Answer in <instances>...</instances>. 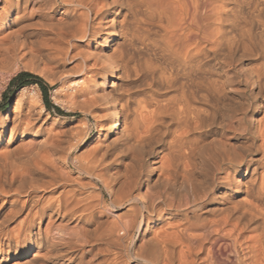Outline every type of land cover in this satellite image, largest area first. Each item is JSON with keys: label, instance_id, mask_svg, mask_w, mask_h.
Instances as JSON below:
<instances>
[{"label": "bare ground", "instance_id": "6f19581e", "mask_svg": "<svg viewBox=\"0 0 264 264\" xmlns=\"http://www.w3.org/2000/svg\"><path fill=\"white\" fill-rule=\"evenodd\" d=\"M28 58L106 136L83 158L82 132L36 140L20 126L47 122L40 91H17L0 120V264H123L135 241L134 264H264V0H0V75ZM93 180L123 216L105 221Z\"/></svg>", "mask_w": 264, "mask_h": 264}, {"label": "rangeland", "instance_id": "374dc122", "mask_svg": "<svg viewBox=\"0 0 264 264\" xmlns=\"http://www.w3.org/2000/svg\"><path fill=\"white\" fill-rule=\"evenodd\" d=\"M145 24H142L141 26L145 27L146 29L151 28L152 30H150V29L149 30L152 31L153 33H156V32L161 33L160 32L161 30L159 29V26H158L156 21H153L152 23L150 22L149 25H148V23H147V25H145ZM150 24H152V25H150ZM41 61L42 60H40L38 58H33L31 60H29V58H28L25 60H19V62L15 61L12 65L13 67L10 65L13 69L9 66V69L5 70L4 74L2 73L0 75V79H1L0 80V120H3L4 117H6V116H8V118L12 117V115L15 111L14 97H15L17 91L21 88L19 86L26 83V82L18 81L13 85V87L11 89H9L8 87H9L10 81L12 79H14L19 73H22V72H28V73H31L35 76H38L42 79L43 83L46 85L48 105L50 107L49 111H47V109L45 108V105L43 103L42 93H41L39 86L37 84H27V85L24 84V87L28 86L29 88H33V86H34V87H37L39 89L40 94H41V100H42L44 109L46 111L43 113V117H48L47 122L38 129V126L40 125L41 122H39V123L34 122L33 123V121H32V122H29V124H31L32 128L29 125L27 129H23V127H25L27 125L25 123L26 121H24L21 123L20 128H22V130L37 132L36 134L38 135V137L36 140H44L45 138H47L50 135L53 136V135L58 134L59 136H61L60 134L63 130H70L71 132L73 130V132H75V133L76 132L77 133L82 132V133H84L85 137H84L83 141L80 143V145L74 150L73 153H74V156L76 155V157H79V158L82 157L83 158V157L87 156L89 151L92 148H94L96 145H98L99 142L103 141L104 136H106L105 130H99V128L97 126L98 120L94 116V114L88 113L87 111H84L81 109H78V107H76V104H74L75 106L73 104H71L73 101H71L67 98H64V97L62 98L63 100H60L59 102L55 101L54 92L56 89L60 88V86H61L60 81H58V79H57L58 75L56 76L57 73L54 72V70H52V68L50 66H48L47 63H43V61L42 62ZM241 63L243 66H245L246 68L248 67V69H250L251 66L256 65L258 62L255 60L253 61V59L252 60L244 59V60H242ZM15 69H18V70H15ZM234 72H237L236 67L234 69ZM47 73H49V74H47ZM51 74H55V75H51ZM248 92H249L248 90L245 91L246 95L242 94L240 92L239 96L234 95V97H235V99H238L239 102H241V103H245V102L248 103L251 100L250 96H248V94H249ZM243 97H245L246 99ZM242 98H243V101H242ZM234 103L237 106L238 101L237 102L235 101ZM71 105H73V106H71ZM249 110H251V108H249ZM6 113H7V115L5 116L4 114H6ZM7 142H8V135L6 134L3 136V139L0 142V152L3 153L5 151L4 149L7 145ZM240 144L244 149L247 148L245 146H247L248 144L244 138L242 139ZM255 145L258 146L257 142L254 143V146L252 149H255ZM257 146H256V148H257ZM153 148L157 149L159 151V153L158 154H157V152L153 153V154L151 153L152 156L150 155L149 158L154 159V158H156V155L161 156L162 153L164 154L163 148H160L159 146L158 147L153 146ZM146 150H145L146 152H149L147 148H146ZM41 153H43V151H41ZM253 154H255V155H253ZM260 154H261L260 151H258V153L253 151L251 156H255L258 158V157H260ZM65 165H66V167L70 168V170H69L70 172H68V174L69 173L70 174L69 175L66 174L70 179L73 178L72 180L78 181L80 178V181L82 180V182L87 181V178L84 175H82V174L78 175V173H76L73 170V165L71 164L70 160ZM93 181L90 184H91V186L93 185L95 187L92 186L93 189L89 188L88 192L91 195H93V197H94V198L92 197V202H94V204L99 203L98 206L100 207V209L101 208L103 209L105 221L109 222L110 220H112V218H113L112 215H115V214L116 215L120 214L121 216H123L127 210L128 203H122L123 205L121 204L120 206H117V207H113L112 203H111V201L114 198L113 195H115L114 192H116L117 189L115 187H111L112 190L110 191L111 188L110 189L106 188L104 186V184H102L99 180L98 181L93 180ZM94 183H95V185H94ZM55 196L56 195L49 194L48 198L55 200ZM105 210H107V211H105ZM18 220L19 219H17L15 222L10 224L8 226V228H13L15 226V223L17 224ZM125 243H128V241H126ZM125 245L127 247V253L125 252L126 253L125 254V253H123V251H120V253L118 254V256L121 255L120 261L122 260L121 262L123 264H134L135 262L131 261V255L134 254L133 252H138L139 244L137 241H135L134 244L132 242H129L128 245L127 244H125ZM121 252H122V254H121ZM102 257H103V259H106V258L110 259V258H112V255L110 252H109V254L107 252H104Z\"/></svg>", "mask_w": 264, "mask_h": 264}, {"label": "trees", "instance_id": "16d2710c", "mask_svg": "<svg viewBox=\"0 0 264 264\" xmlns=\"http://www.w3.org/2000/svg\"><path fill=\"white\" fill-rule=\"evenodd\" d=\"M26 82L24 83L25 85L27 84H37L39 86V89L42 93V97H43V103L45 105V108L47 109V111L50 110V107L48 105V97H47V91H46V85L43 83L42 79L38 76H35L31 73L28 72H22L19 73L14 79H12L9 83V89H11L13 87V85L16 82ZM24 84L19 86L22 88V86L24 87Z\"/></svg>", "mask_w": 264, "mask_h": 264}]
</instances>
